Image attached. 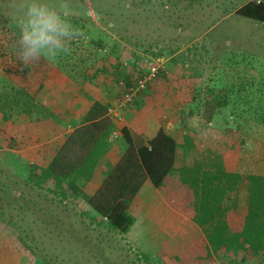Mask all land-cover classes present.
I'll use <instances>...</instances> for the list:
<instances>
[{"label": "rangeland", "instance_id": "obj_1", "mask_svg": "<svg viewBox=\"0 0 264 264\" xmlns=\"http://www.w3.org/2000/svg\"><path fill=\"white\" fill-rule=\"evenodd\" d=\"M245 1L67 0L83 37L71 42L69 54L40 60L42 82L20 83L3 70L18 36L19 0H0V147L11 152V159L0 156V170L4 183L22 192L12 200L0 183V217L10 220H0V264L22 260L25 252L27 261L34 257L41 264H166L159 250L166 246L175 253L194 236L190 222L168 208L161 193L131 197L133 222L120 232L87 203L91 178L77 177L67 198L28 182L29 168L43 160L37 151L45 138H38L36 122L43 112L39 103L51 100L44 88L51 85L45 73L53 64L72 79V91L93 86L113 96L120 90L117 80H130L135 63L156 61L149 93L124 110L131 136L143 135L139 128L150 125L146 114L154 110L156 122L169 120L170 132L183 130L195 141L185 162L206 166L219 159L225 170L264 175V24L235 13ZM138 110L142 120L132 117ZM119 142L124 146L121 136ZM246 200L240 188L223 203H234L239 213Z\"/></svg>", "mask_w": 264, "mask_h": 264}, {"label": "trees", "instance_id": "obj_2", "mask_svg": "<svg viewBox=\"0 0 264 264\" xmlns=\"http://www.w3.org/2000/svg\"><path fill=\"white\" fill-rule=\"evenodd\" d=\"M235 13L264 24V0H247ZM14 42L3 69L6 76L20 83L41 82L43 71L39 65L42 61L21 64L13 52ZM121 79L129 84L126 75ZM105 106L106 103L98 99L89 103L80 123L64 133L53 155L46 162L29 168L30 184L67 198L68 193L76 189L77 177H90L106 148L105 137L111 127ZM119 136L124 141L121 154L105 164L97 186L86 197L89 206L106 219L112 230L124 232L133 222L127 207L146 178L170 207L191 220L199 230L177 252H170L166 246L159 250L166 264H264V175H242L225 170L219 159L206 166L195 159L187 163L184 158L194 146L192 139L185 133L182 135L181 159L176 155L178 137L162 126L152 136L138 138H133L127 127L122 126ZM1 155L11 159V152L2 147ZM2 178L7 176L0 170V183L5 181ZM4 185L12 200L22 197L17 185ZM240 188L246 191V205L240 213H234V203L225 205L223 200L228 193ZM0 220L10 222L1 217ZM3 222L0 223L5 224Z\"/></svg>", "mask_w": 264, "mask_h": 264}, {"label": "crops", "instance_id": "obj_3", "mask_svg": "<svg viewBox=\"0 0 264 264\" xmlns=\"http://www.w3.org/2000/svg\"><path fill=\"white\" fill-rule=\"evenodd\" d=\"M61 75L63 77L60 79ZM45 76L48 77L47 80H49V83L51 85H49L48 88L45 87L44 89L47 90V92H51V95H50L51 100L48 102L42 100V104L39 103L40 106L43 105L42 106L43 112H42V114H40L38 122H36V125L38 123L41 124V126H39V129L37 128V131H39V132H37V133H39L38 138H42V137L45 138V142H43L41 139H39V144L41 147V150H40L41 153H40V151L39 152L37 151V157H40L39 160L43 158V160L40 162L41 164L46 162L50 158V156L53 155L54 150L61 144L63 137H64V133L72 130V128L75 125H78L80 123V119H81L82 115L84 114V112L88 108L89 103L93 99H98L99 101L101 100V101L105 102L107 105V103H109L113 97L109 92H107L105 90L100 91V89L98 90L97 87H93V86H90L89 88L88 87L82 88V86L80 85L78 89H76V87H75V89L72 91L70 88H68L69 86H67V85H69V83H72V79L65 77V75H63L61 73V71H59V69L57 68V66L55 64H53L51 66V69L49 70V72L45 73ZM42 78L45 79L46 77H42ZM43 79H41V82ZM154 87L156 88L157 86H154ZM147 93H149V91H147V89H146L145 92L140 94V96L142 95V97H145ZM47 96H48V94H46V97ZM63 96L65 98H68L67 102L65 101V99L62 100ZM140 96H138L137 98L139 99ZM128 107H129V105H128ZM48 109H49V111H47ZM124 110H126V109H124ZM44 111L46 113H44ZM139 112H141V110L134 112V116H132V117H135V119H137V120H139V119L142 120L141 118L143 117V115H140ZM124 113L125 112L123 111V118L121 120H118V121H116L115 119H113L111 117H108V119L111 122V127H110V130L105 137L106 148H105L104 152L101 154V156L98 158L95 166L93 167L90 177L87 178V179H90V178L92 179V181H91L92 190L98 184V181L100 179L99 175H100L101 169L105 168L104 166L106 163L110 162L111 160L116 158L118 155H120L122 152V149H123V143L122 144H121V142H119V144L116 143V139L118 137H116V138L110 137L111 130L112 129H119L122 126H125V127H127V129L129 130V133H130V128H133L131 125V122L129 121V119H127V116L124 115ZM150 113H151V115H149L150 116V121H149L150 125H146V126L143 125V128H139L140 129L139 132L142 133L143 136H146V137L152 136L159 126H162L166 131H169V129L171 131V129H172L171 126H173V125L169 122V120L166 121L165 123H163V121H162V123H158V122H156V118H155V117H157V119H158V114L154 113V110H150L147 112V114L146 113L145 114L148 116V114H150ZM50 114H51V116H50ZM105 114H106V109H105ZM47 115H48V117H47ZM153 121H155V122H153ZM40 128L43 131L42 134H40L42 132L40 130ZM182 129H183V127H182ZM172 131H173V129H172ZM176 131L178 132V129H176ZM176 131H174V133H176ZM183 133H184V131L182 130L181 133L179 132L177 135L179 138V144L176 148V155L178 157L180 156L181 159H183V142H182L183 141L182 140ZM36 141H38V140H36ZM24 143H26V142H24ZM27 143H29V141ZM190 150L191 149L189 148L188 151H190ZM197 151H198V149H197ZM40 163H38V164H40ZM147 180L148 179L145 178L141 182L140 186L138 187L136 192L133 194L134 196H132L133 200L135 198H145V196H147V195H148V197H147V199H148L151 197L153 192L160 193L155 187L152 186V184L150 182L145 187V183ZM160 198L163 199L162 196H160ZM163 202L165 203V201H163ZM165 205L168 208H170L169 205H167V203H165ZM244 208L245 207H243L241 209V211ZM127 209H128V207H127ZM183 218L185 220H187L188 222H190V224L192 225V229H194L192 234L195 235L199 231L197 226L191 220H189L187 217L183 216ZM130 226H131V224H130ZM192 234H191V236H192ZM26 255H27V253L25 252L23 255V256H25L24 259L22 258V260H19L17 258L14 260V262L9 260V262L7 264H33V263L39 264V263H35L34 257H32L31 263H30V261H27ZM5 258H8V257L6 256L3 259H5ZM10 258L11 257H9V259Z\"/></svg>", "mask_w": 264, "mask_h": 264}, {"label": "clouds", "instance_id": "obj_4", "mask_svg": "<svg viewBox=\"0 0 264 264\" xmlns=\"http://www.w3.org/2000/svg\"><path fill=\"white\" fill-rule=\"evenodd\" d=\"M71 15L67 0L57 5L47 0H19L14 17L18 36L13 45L17 60L29 65L42 58L54 60L69 54L71 42L83 37L80 28L71 22Z\"/></svg>", "mask_w": 264, "mask_h": 264}, {"label": "built area", "instance_id": "obj_5", "mask_svg": "<svg viewBox=\"0 0 264 264\" xmlns=\"http://www.w3.org/2000/svg\"><path fill=\"white\" fill-rule=\"evenodd\" d=\"M255 1L258 2V0ZM134 67L135 69L130 76L129 84H125L122 79H118L117 85L120 90L113 95L111 101L106 105V114L116 121L123 118L124 109L130 103L134 102L141 92L145 91L149 84L153 82L157 75L159 65L156 61H145L144 67L138 63H135ZM118 136L119 130L112 129L110 137L116 138Z\"/></svg>", "mask_w": 264, "mask_h": 264}]
</instances>
